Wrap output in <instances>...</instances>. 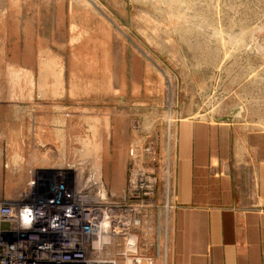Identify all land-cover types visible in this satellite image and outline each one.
I'll list each match as a JSON object with an SVG mask.
<instances>
[{
    "label": "rangeland",
    "instance_id": "374dc122",
    "mask_svg": "<svg viewBox=\"0 0 264 264\" xmlns=\"http://www.w3.org/2000/svg\"><path fill=\"white\" fill-rule=\"evenodd\" d=\"M14 26L25 35L9 36ZM13 102L28 107H2ZM11 110L25 111V130L0 133V200L27 192L32 157L78 170L138 210V244L119 240L117 255L155 261L174 210L177 123L264 128V0H0V116ZM140 170L144 199L130 195Z\"/></svg>",
    "mask_w": 264,
    "mask_h": 264
},
{
    "label": "crops",
    "instance_id": "0c3cea01",
    "mask_svg": "<svg viewBox=\"0 0 264 264\" xmlns=\"http://www.w3.org/2000/svg\"><path fill=\"white\" fill-rule=\"evenodd\" d=\"M14 29L9 36L25 35ZM25 114L6 111L0 133L13 137L24 131ZM13 152L1 150L5 156ZM173 202L171 216L168 204L161 219L155 264H264V128L223 118L180 120ZM165 242L170 244L167 258Z\"/></svg>",
    "mask_w": 264,
    "mask_h": 264
},
{
    "label": "built area",
    "instance_id": "2783aa9c",
    "mask_svg": "<svg viewBox=\"0 0 264 264\" xmlns=\"http://www.w3.org/2000/svg\"><path fill=\"white\" fill-rule=\"evenodd\" d=\"M130 154L139 157L135 147ZM77 171L43 170L20 198L0 200V264H155L149 252L123 262L96 256L105 251L107 234L133 245L138 210L113 200L93 177L86 176V186L80 187ZM145 175L140 170L132 179V197L152 195V179L144 181Z\"/></svg>",
    "mask_w": 264,
    "mask_h": 264
},
{
    "label": "bare ground",
    "instance_id": "6f19581e",
    "mask_svg": "<svg viewBox=\"0 0 264 264\" xmlns=\"http://www.w3.org/2000/svg\"><path fill=\"white\" fill-rule=\"evenodd\" d=\"M95 2V1H94ZM97 4V3H96ZM98 7H100L99 5H97ZM34 151V150H33ZM33 153H35V152H33ZM33 155V154H32ZM24 163V162H23ZM22 163V164H23ZM26 163H28V164H25L24 163V166L23 165H21V166H23V167H21L22 169H24V171L22 172V174L23 173H26L27 175H25V174H23V176L25 175V177H29L30 179L35 175V174H37V173H39V172H42L43 170H50V169H55L56 167H48V166H46V164H43L41 167H38L37 166V163H38V160L36 159V158H34V157H32L28 162H26ZM39 164V163H38ZM41 164V163H40ZM45 165V166H44ZM67 167V166H66ZM66 167H63L61 164H60V167H58V169L59 170H66L65 168ZM19 172V168H18V171L16 170H13V171H11V173L14 175V174H17ZM19 174H20V172H19ZM21 174V175H22ZM77 176H78V183H79V186L80 187H84V186H86V181H85V178L84 177H82L83 176V174H81V173H77ZM91 177H93V176H90V178ZM93 179H94V177H93ZM94 180H96V181H98L97 179H94ZM27 189L29 190V182L27 183ZM27 190V191H28ZM26 193V192H25ZM134 234L135 233H132V235H131V240H132V242L133 243H135V242H137L138 241V239H137V237L136 236H134ZM119 240H120V242H123L118 236H115V235H113V234H107V235H105V237L103 238V242L106 244V247H105V251H103L102 253H100V254H97L96 256L97 257H99L100 258V256H102V254H104V252H106V253H109V255H111L112 257L111 258H118L119 260L122 258V257H131L133 254H131V253H128V252H126V253H122V254H119V255H117L118 254V244H119ZM97 242H99V241H97ZM100 243V242H99ZM165 244V246H164V248H165V250H166V252H165V256H166V258H167V254L169 253V251H170V244L169 243H167L166 244V242L164 243ZM141 255V254H140ZM164 256V257H165ZM163 259H165V258H163ZM124 261V260H123ZM165 261V260H164ZM160 264H163V261L162 262H160Z\"/></svg>",
    "mask_w": 264,
    "mask_h": 264
}]
</instances>
